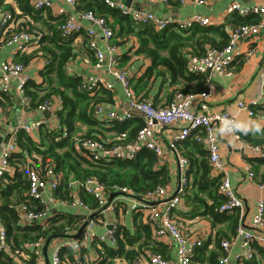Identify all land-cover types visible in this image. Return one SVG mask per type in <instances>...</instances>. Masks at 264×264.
I'll return each instance as SVG.
<instances>
[{
  "label": "trees",
  "instance_id": "1",
  "mask_svg": "<svg viewBox=\"0 0 264 264\" xmlns=\"http://www.w3.org/2000/svg\"><path fill=\"white\" fill-rule=\"evenodd\" d=\"M13 1L20 11L19 14L15 12L14 7L6 3V0H0V9L10 10L15 18L30 17L32 20H36L37 15L43 11L34 8L33 0ZM76 10L79 12L92 11L106 18L112 27L114 42L118 39L126 38L128 40L132 37L136 41L135 46H133L134 54L136 56L143 55L150 59L151 64L145 73L136 80H132L133 82L131 81L136 96L140 98L149 97L147 91L159 77H164L167 84L173 87L170 93L171 98H174L178 91L185 93L205 91L208 77L189 71L190 57H203L209 47L223 49L230 40L227 27L237 28L244 24H256L260 21L259 16H242L234 13L227 16L224 23L215 27L197 26L187 31H180L172 24L162 31H157L153 24L137 23L129 15L109 6L105 0H79ZM112 20L118 27L112 26ZM59 24L60 22L54 25L49 24L48 34L45 32L41 35L40 50L46 54L43 56L50 59L51 62L41 70L43 82L37 83L32 80L25 89V95L30 98V109H36L44 101L52 100L53 96L60 98L61 106L56 111L57 127L51 129L47 124L42 125L37 141L24 131L18 133L19 152L13 160L14 164L18 165L14 177L15 181L12 180L6 184L4 182L0 187V216L7 226L9 246L12 251L20 249L26 242L47 241L51 237L67 236L66 229L73 226L79 228L84 218L83 215L74 217L68 212H64L57 214L46 225L40 222L27 226L20 224L17 207L28 201L26 197L24 198V192L30 188L26 169L28 165L36 166L44 171L46 168H51L59 174L61 176L60 184L55 195L57 194L58 197L69 200V202L72 201L68 189L71 180L84 183L89 179H96L107 187L125 186L133 190L136 198H142L146 193L154 191L158 187L169 186L171 182L172 174L167 164H162L159 157L148 149H142L133 159L115 158L94 163L89 162L78 152V142L85 137L103 139L108 146L116 142H131L137 137L139 130L145 123L140 115L134 116L133 119L124 123H110L109 121L106 123V121L98 118L95 113L96 106L111 102L112 92L104 86H98L92 94L85 90L84 81L80 77L71 76L67 73L66 68L74 58L72 42L76 35L63 36L59 30ZM20 25L24 28L19 27L16 31L27 30L32 32L35 29L29 20ZM28 26L29 28H27ZM87 36L90 38L89 35ZM116 43L119 44V42ZM89 47L91 46L89 45ZM91 52L93 51L91 50ZM90 57L92 59L95 57L94 52ZM127 57L129 58L127 53L124 56L119 55L118 66ZM245 57L244 54L239 56L230 67L238 70L244 64ZM31 58H33V54L20 56L19 60L27 65ZM5 98L12 101L13 96L10 93L0 96V107L3 109L7 106L4 102ZM10 103L12 106L15 105L13 101ZM82 132L85 134L82 135ZM240 134L243 139L253 145L264 143V139L261 141L253 139L254 134H256L254 132L241 131ZM258 134H262L264 137V132ZM58 138L59 141L56 140ZM176 148L178 153H182L183 157L189 159L190 169L193 168L194 164L196 166L199 163L195 159V153H200L203 157L202 174L199 176L197 172L195 173L193 181L190 186L188 184L183 196L186 203L202 205L205 207V214L213 220L214 227L219 222L225 224L227 229V232L218 229L216 234H212L209 240H206L205 246L197 248L192 261L194 263L204 261L203 256L208 251L209 255L206 257V261L209 264H219V259L224 254L222 243L235 235L240 222V211L237 208L228 213L220 211V206L225 201V197L219 193V181L210 177L211 166L208 151L198 142L195 135L177 142ZM189 173L191 172H188L190 177ZM191 191L195 192L192 197L188 196ZM200 193L206 194L212 199V203L208 205L206 198H202ZM79 197L91 206L96 213L95 217L100 215L98 202L93 196L87 194L82 187ZM44 208V206L38 205L37 210ZM132 212L135 214L134 233L119 225L118 242L115 246L103 244L102 248H97L96 253L99 256L97 262L95 261L93 264H115V261L120 258H125L128 263H131L141 255H145L146 250L165 257L166 253L153 238L152 223L147 221L146 217L144 219L147 223L142 220L143 212L136 210ZM211 244H213V250H208ZM257 247L258 252L264 256V248ZM67 249L69 248H65L64 252ZM29 252H31L29 263L35 264L37 256L32 251ZM69 258L71 261H75L72 253ZM80 262L85 264L83 258ZM0 264L15 263L7 253H2L0 254Z\"/></svg>",
  "mask_w": 264,
  "mask_h": 264
},
{
  "label": "built area",
  "instance_id": "2",
  "mask_svg": "<svg viewBox=\"0 0 264 264\" xmlns=\"http://www.w3.org/2000/svg\"><path fill=\"white\" fill-rule=\"evenodd\" d=\"M67 6L75 9L79 0H62ZM162 3H168L169 0H158ZM182 3L204 4L206 0H180ZM105 2L119 9L123 14L129 15L135 22L140 24H153L157 31H162L174 24L176 29L187 31L194 27H215L217 22L209 16L202 14H193L185 19H172L170 17L158 16L152 11L135 9L124 3L114 0H105ZM33 6L37 10H44L52 6L51 0H33ZM240 14L242 16H259L260 21L256 24H244L237 28L227 27L229 34V43L223 49L209 47L203 57L191 56L189 61V71L194 74H204L208 69L219 75H228L231 72L230 65L242 54L239 44L242 40L250 41L258 37L264 27V6L244 5L241 0H234L226 9V17L231 14ZM82 19L89 23L84 26L83 23L75 16H68L59 24V30L63 36H73L85 32L90 38L100 36L106 42V53L98 48L95 41L91 40L90 46L95 51L96 61L94 67L104 68L106 65L108 72L121 84L125 95L128 99L129 108L122 111H111L107 113L108 121L112 123H124L133 119L134 112L139 114L145 125L139 130L137 137L131 142H116L108 146L106 142L97 138L85 137L79 140L77 150L89 162H100L102 160L133 159L142 149H148L154 152L162 164L166 163V150L177 152V142L186 140L195 135L208 151L209 163L211 166V175L219 181V193L225 197V201L220 206V211L224 213L231 212L233 209H243V201L235 194L231 187L229 176L227 175L226 164L221 156V140L225 136H235L239 138L236 132L237 118L228 111L214 112L210 110V99L214 91V85L207 80L206 90L201 93L182 92L175 93L173 100L166 106L155 105L150 98L137 97L131 83V77L126 71L116 69L118 52L114 44L111 43L113 30L108 20L97 15L92 11L82 12ZM14 16L9 10L0 11V48L13 46L16 54H24L32 47L41 46V34L20 30L12 31ZM224 23V22H223ZM35 62H38L36 60ZM41 70L48 66L50 59L44 58L39 60ZM259 76L262 81L260 98L254 99L249 103L238 102L240 109L246 110L250 116H255L254 108L264 106V59L259 68ZM15 80V90L17 91L23 107H30V98L25 95L27 84L32 81V77L27 72V66L19 61H0V96L10 92L12 81ZM98 86H104L113 90V83L107 81L102 75L96 76L91 80H85L83 87L93 94ZM2 108L0 107V110ZM58 108L52 100L44 101L39 104L36 110L44 113L51 112L49 119L42 118L33 123H23L12 129L8 142L0 152V187L6 180V174L12 167V161L19 152L17 136L20 131H24L31 136L38 135L42 125L47 124L51 129H55L58 124L56 111ZM103 104H98L95 108L96 114L104 111ZM1 125V120H0ZM170 127H176L177 133L175 139L169 144H163L157 138L159 132H163ZM59 141V138L56 139ZM178 154V153H177ZM264 157V154H260ZM181 164L186 165L187 159L180 158ZM44 170L36 166L27 167V176L30 181V188L27 191L29 200L37 201L44 206L43 210L32 209L28 204H22L18 207L20 224L27 226L35 222L44 225L51 220L49 215L48 203L55 201V192L59 188L61 176L55 173L51 168ZM248 179L254 180V172L250 165L246 166ZM83 190L93 196L98 202L100 210L109 201L110 194L113 192L122 193L128 196L132 203V210L145 213L147 221L156 227V236L162 238L168 236L176 245L177 263L176 264H193V256L197 248L205 246L207 237L201 235L196 239L185 232L180 223L174 220L173 214L180 206L183 196L186 193L187 180L180 178L179 185L174 191L172 187H158L156 190L146 193L141 199L134 197L132 189L113 185L107 187L96 179H89L84 183L71 180L68 184L69 190L75 188ZM264 188V183L260 185ZM48 194V195H46ZM71 204L74 207L82 208L90 213L94 212L88 204L83 202L78 193H72ZM120 195V196H122ZM47 200V201H46ZM119 196L113 199L111 204L104 210L99 211L102 214L115 209ZM47 203V204H46ZM242 218V217H241ZM98 217L87 215L84 219L86 226L83 230V238L88 244H100L109 242L112 245L117 243V222H111L110 227L103 233L98 234L95 226L98 223ZM254 230L247 229L240 224L237 233L231 240H225L222 243L224 250L219 264H248L257 258L255 246L264 248V200H259L256 205V212L253 216ZM77 227H68L67 234L70 236L78 232ZM237 242L241 243V249L235 253L234 261L231 260V248ZM44 242H26L20 249L12 251L9 246V235L6 224L0 216V254L12 252L10 257L15 264H27L26 250H33L39 256ZM70 247L74 251H80L82 243L77 240H67L54 242L51 251L50 264H65L62 257V248ZM129 264H168L161 254H149L141 256Z\"/></svg>",
  "mask_w": 264,
  "mask_h": 264
},
{
  "label": "crops",
  "instance_id": "3",
  "mask_svg": "<svg viewBox=\"0 0 264 264\" xmlns=\"http://www.w3.org/2000/svg\"><path fill=\"white\" fill-rule=\"evenodd\" d=\"M52 6L41 11L37 15L36 20H32L30 17H20L15 18L13 22L12 31H16L21 27V23L25 24L27 20L31 21L32 26L35 28L31 33L34 35L38 34H48V25H54L62 20H64L68 16H75L79 19L84 26H89V23L86 20L82 19V12H79L69 6H67L62 0H51ZM116 2L124 3L127 6H132L135 9L139 10H148L152 11L158 16L162 17H170L172 19H185L193 14H202L211 17L217 22V25H221L226 20V9L234 0H206L204 4H193V3H182L180 0H170L169 3H162L158 0H114ZM244 5L252 6H264V0H241ZM8 5H11L15 8V12L17 14L20 13L19 9L16 7V4L13 0H6ZM3 9H0V11ZM7 10V9H4ZM10 11V10H9ZM11 12V11H10ZM12 13V12H11ZM13 14V13H12ZM14 16V15H13ZM111 24L114 28H116V24L111 21ZM116 25V26H115ZM118 27V26H117ZM24 28V27H21ZM29 28V26L27 27ZM29 30V29H28ZM27 31V30H26ZM91 40L95 41L98 48L106 53V61L108 60V55L106 52V42L102 36L98 38H88L85 32H82L75 36L74 41L72 42L73 46V60L70 61L66 71L71 76L80 77L83 81L91 80L92 78L102 75L107 81L113 83L112 92V101L107 103H102L104 106V111L101 114H96L98 118L102 121L108 122L107 113L111 111H122L127 110L129 108L128 99L125 95V92L121 86V84L108 72V68L105 65L102 69H96L94 67V63L96 61L95 51L89 47V43ZM113 39L111 43L113 44ZM116 42H119L116 43ZM136 41L134 38H126L118 39L114 42V46L117 48L118 56H124L127 53V57L124 61L116 64V69L126 71L132 80H136L138 77L142 76L149 65L151 64L150 59L145 56H136L134 54V48ZM239 49L242 54L246 55L244 64L238 70L231 69L230 74L228 75H219L217 73L212 72L210 75H207V80H210L214 85V91L210 99V110L214 112L228 111L233 114L237 118L236 131L239 138L235 136H225L221 140V156L226 164L227 175L230 179V184L235 194L243 201V209L240 210V222L239 225H244L247 229L254 230L253 226V216L256 212V205L259 200H264V188H261L260 185L264 183V157L260 154H264V143H258V145H253L250 142L243 139L241 136V131H249L254 132L253 139L257 141H261L264 139L262 133L264 132V106H257L254 108L256 112L255 116H250L246 110L240 109L238 106V102L249 103L254 99L260 98V92L262 89V81L259 76V68L264 59V27L261 30V33L258 37L253 40L246 41L242 40L239 44ZM94 52V58L90 57ZM33 54V58H31L29 64H27V72L32 77L33 81L37 83L43 82L44 78L41 75V63L39 60L44 59L43 55H46L44 52H41L40 47H32L25 54H16L13 46H7L0 48V61H19V57L23 55H31ZM123 58V57H122ZM120 59V58H119ZM38 60V62H35ZM23 63V62H22ZM43 70V69H42ZM165 74L166 72L163 71ZM133 82V81H132ZM15 80L12 81V87L10 89V94H12V101L15 102V105L12 106L10 102L5 98L4 102L7 104L5 109L0 110V136L2 137V141L0 143V152L6 145V138L10 135V132L13 128L23 124V123H33L37 120L45 118L44 113L36 110V109H26L23 107L21 102V98L19 97L17 91L15 90ZM173 90V87H170L164 77L157 78L149 90L147 91L148 96L151 101L158 106H166L172 100L170 93ZM8 93V94H9ZM7 95V94H6ZM5 96V95H1ZM52 102L59 108L61 106V100L57 96H53ZM14 104V103H13ZM134 116H139L136 112H134ZM110 122V121H109ZM111 123V122H110ZM49 127V126H48ZM86 129L84 128V131ZM177 133L176 127H170L165 129L163 132H159L157 134V138L163 144H169L171 141L175 139ZM40 134V132H39ZM38 135L33 136L35 140H38ZM85 134L82 132V135ZM205 148V147H204ZM206 149V148H205ZM194 152V151H193ZM175 152L174 150H166L165 159L166 164L169 167V170L172 174L170 187L172 190H176L179 185L180 178H184L187 180V186L191 184L193 181V176L197 172L200 176L202 174L201 166L203 157L199 153H195V159L199 163L193 166L190 169V161L187 157V164H181L180 158H184L182 153ZM250 165L255 176L254 180L248 179V173L246 172V166ZM17 166L12 161V167L9 170V173L6 174L5 183L11 182L14 180L17 172ZM27 169V168H26ZM189 170V171H188ZM188 172L190 177L188 176ZM211 174V173H210ZM212 177V175H210ZM213 178V177H212ZM15 181V180H14ZM70 197H73L72 193L80 192V188H75L74 190H69ZM195 192L191 191L190 195L193 196ZM48 195V194H46ZM202 198H206L207 204L210 205L212 203V199H210L206 194L200 193ZM26 197L27 203L30 208L37 209L39 204L37 201L29 200L27 198V191L24 192V198ZM56 199L53 202L46 203L49 208V215L54 218L57 214H63L64 212H68L70 215L78 216L83 215L84 218L82 220L81 226L84 224V219L87 215H94L95 212H88L82 208L74 207L71 204V201L64 200L58 195H55ZM13 198V197H12ZM136 198V197H135ZM141 199V198H139ZM32 201V202H31ZM47 201V200H46ZM131 199L122 195L119 196V201L117 202L115 209L112 211H107L98 216V223L95 226V230L98 234H103L109 227L111 222H117L118 230L120 227L126 228L129 232L134 233L135 224L134 217L135 214L132 212L131 208ZM21 204V205H22ZM88 204V203H86ZM89 205V204H88ZM20 206V205H19ZM18 206V207H19ZM17 207V212H18ZM91 208V206L89 205ZM92 209V208H91ZM93 210V209H92ZM94 211V210H93ZM141 212V211H140ZM19 216V213H18ZM142 217V215H141ZM242 217V218H241ZM145 213L143 212L142 220L146 222ZM173 218L175 221L181 224L184 228L185 232L189 234L190 237L196 239L201 235L209 238L212 234H216L217 230L220 229L222 231L227 232L225 224L216 223L215 227L213 225V220L207 214H205V207L195 204H188L185 201V197L173 214ZM152 225V235L155 239L156 243L159 245L161 249L166 253L164 258L168 260V264H176L177 263V254H176V245L171 238L168 236L158 238L156 236V227ZM238 225V227H239ZM78 229V232L81 228ZM226 229V230H225ZM238 229V228H237ZM77 232V233H78ZM76 233V234H77ZM237 233V231H236ZM235 233V235H236ZM75 234V235H76ZM118 234V231H117ZM232 236V238L235 237ZM230 239V240H231ZM67 240H77L82 243V247L80 251H74L70 247L62 248V257L65 264H81L80 260L83 258V263L85 264H93L96 260H98L97 248H102L103 244L112 245L109 242L100 243V244H88L83 238V233L79 236V238H73L68 236H59L55 237L51 240L47 252L45 251V244L47 241H43L44 244L40 250L39 256H37L33 250H26L25 254L27 255L26 263L30 264L29 261L31 259L32 251L37 259L35 260V264H50L51 260V251L52 245L54 242H62ZM207 240V241H208ZM206 241V242H207ZM118 242V235H117ZM65 248L67 249L64 252ZM263 248V247H261ZM241 249V243L237 242L231 248V260L234 261L235 253L239 252ZM256 252L258 253L257 258L253 259L248 264H264V256L258 252V247L255 246ZM208 250H213V244L209 246ZM145 255L154 254L150 250H146ZM204 251V249H203ZM71 253L74 255L75 261H71L69 256ZM9 256L12 254L11 251L7 253ZM205 254V252H204ZM201 255V254H199ZM209 255V252L206 251V254L203 256L204 261L195 262L193 264H209L206 261V257ZM140 256V257H141ZM136 260V259H135ZM133 260V261H135ZM220 260V259H219ZM132 261V262H133ZM97 262V261H96ZM131 262V263H132ZM96 264V263H95ZM115 264H129L125 258H120L115 261Z\"/></svg>",
  "mask_w": 264,
  "mask_h": 264
},
{
  "label": "water",
  "instance_id": "4",
  "mask_svg": "<svg viewBox=\"0 0 264 264\" xmlns=\"http://www.w3.org/2000/svg\"><path fill=\"white\" fill-rule=\"evenodd\" d=\"M211 73H212L211 69H208L207 72H206L207 75H210ZM44 115H45V117H46L47 119H49V118L51 117L52 114H51L50 111H45V112H44ZM8 139H9V136L6 138L5 141L8 142ZM1 141H2V137L0 136V143H1ZM120 195H122V193H119V192H113V193H111V194H110V197H109V201H108V203H107L103 208H101L99 211H102V210L106 209V208L111 204V202L113 201V199L116 198L117 196H120ZM99 211H98V213H99ZM95 215H96V214H94V216H95ZM85 226H86V223H84V224L81 226L79 232H78L76 235H73V236L67 235V236H68V237H73V238H79V236H80L81 233L83 232ZM52 239H53V237L49 238V239L47 240L46 244H45V251H46V252H47V250H48V246H49V244H50V242H51Z\"/></svg>",
  "mask_w": 264,
  "mask_h": 264
}]
</instances>
